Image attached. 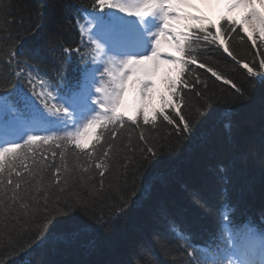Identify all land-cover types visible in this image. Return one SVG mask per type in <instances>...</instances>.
I'll return each instance as SVG.
<instances>
[{
	"label": "trees",
	"instance_id": "trees-1",
	"mask_svg": "<svg viewBox=\"0 0 264 264\" xmlns=\"http://www.w3.org/2000/svg\"><path fill=\"white\" fill-rule=\"evenodd\" d=\"M94 5L95 0H0V29H3L0 31V93L13 91L11 84L15 83V77L12 74L17 70L15 63L7 64L6 53L13 48V41L8 37L26 34L30 38L37 28L43 39L39 45L29 39L26 50L40 47L41 56L27 60L18 58L38 71L49 85L60 83V75L73 81L80 78L83 68H96L97 65L87 55L94 51V46L89 44L85 29L81 35L79 25L85 20L86 12L99 15L117 11ZM215 16L216 12L211 14L213 19ZM220 26L225 32L230 28L227 21H221ZM215 30L209 29L212 33ZM197 34L204 35L193 29L192 35ZM254 39L255 46L239 28L226 36L235 60L223 51L218 41L205 44L203 40H192L191 49L198 58L197 64L188 65L183 79L190 88L182 84L178 96L183 99L174 98V102L180 114L187 115L192 106L202 103V97L195 95L199 91L203 98L212 100V116L197 124L190 138H178L175 125H168L162 115L155 121L150 120L149 124H144L141 116L137 124H132L125 117L124 122L116 127L114 140L109 135L112 125H106L103 131L97 128V133H101L100 139L97 141L92 137L90 140L95 145L94 150L89 147L84 151L69 152L73 146L66 145L59 179L67 176L69 186L81 185L89 178L95 182L97 195L92 209L96 214L92 217L95 226L84 227L89 221L77 215L75 219L57 225L55 230L37 235L35 228L26 232L24 224L31 205L27 210L18 209L14 214L17 217L15 223L6 222L5 216L0 214V264H137L140 260L145 264H197L207 253H196L193 248L215 246H219L220 254L230 260V240L225 247L217 238L224 211L231 217L233 231L243 232L248 226L254 227L264 243V67L260 65L264 59V42L256 35ZM61 45L73 50L79 47L86 54L85 60H80L73 51L70 61L67 57L61 61L58 58ZM47 48H56L57 52L44 56ZM200 62H205L206 68H200ZM245 64L253 69L252 73L244 67ZM207 67H212L222 78L217 80ZM24 71H29V68L25 67ZM197 76L200 83L196 82ZM226 80L234 83L243 95L237 93L232 83H225ZM40 90L38 87L37 91ZM12 99L18 100V96ZM165 112L179 123L175 109L169 108ZM141 134L144 140L140 139ZM106 140L112 141L114 147L107 158L109 169L100 177V170L95 168L100 161L95 160V156ZM59 143V140H54L50 145L32 146L36 149L37 159L43 154L48 160L41 161L43 172L38 173L39 179L31 184L29 191L33 197H39L47 190L51 193L50 206L55 204V197L63 195L53 190L56 181L46 174L47 165L53 162L51 153ZM146 146L164 147L165 152L171 149L172 154L162 155L158 164L136 174L133 194L132 180L126 185L124 181L135 169L126 171L123 160L125 157L133 160L132 149L138 157ZM89 155L93 159L90 160ZM55 162L60 164L59 155ZM22 163L25 168L17 170L27 175L26 168L31 166L32 160ZM52 172L54 175L55 170ZM3 176L7 179V171ZM125 187L128 192L122 191ZM103 195L110 198L103 199ZM129 196L126 218L114 223L113 209ZM23 203H28V200ZM225 204L228 209H225ZM169 217L174 218L183 230L175 239L164 232L165 221ZM57 232H77L78 235L64 239ZM155 232L164 233L167 243L153 244L150 254L138 256L139 245L150 240ZM18 233L26 234L20 239ZM6 238L12 241L7 247L3 243ZM189 241L193 247H189ZM189 252L195 259L189 257Z\"/></svg>",
	"mask_w": 264,
	"mask_h": 264
},
{
	"label": "snow or ice",
	"instance_id": "snow-or-ice-1",
	"mask_svg": "<svg viewBox=\"0 0 264 264\" xmlns=\"http://www.w3.org/2000/svg\"><path fill=\"white\" fill-rule=\"evenodd\" d=\"M257 5L260 9H264V0H130V2L95 0L94 7L118 9V12H101L99 15L88 12L87 16L91 19L87 20V24L79 25L82 36L84 28H88L89 44L94 46V51L87 55H90L91 62L98 66L91 70L87 67L83 68L80 78L73 81L60 75V83L53 85H49L38 71L32 70L31 65L22 63L18 58L25 57L27 60L41 56L40 47L26 50V41L29 39L37 45L43 39L39 28L32 31L30 38L26 34L9 36L8 38L13 41V48L6 53L7 64L11 66L15 63L17 70L12 74L15 77V83L11 84L13 91L0 93V134L7 135L11 132L16 134V138L0 143V214L5 216L6 222L15 223L17 217L14 214L18 209L27 210L31 205L30 212H26L28 219L24 221L26 232H32L35 228L36 234L39 235L40 232L55 230L57 225L75 219L77 215L89 221L84 227L95 226L92 221V217L96 215L92 212L93 201L97 195L94 191L95 182L89 178L81 185L69 186L67 176L63 180L59 179L66 157L63 150L65 146H73L68 149L69 152L84 151L89 147L94 150L95 145L90 141L86 142L85 138L94 137L98 141L101 133H97L96 129L100 128L103 131L106 125H112L109 135L114 140L117 136L116 127L124 122L125 117L132 124H137L138 118L142 116L143 123L149 124L150 120L155 121L162 115L168 125H175L178 138H190L195 133L197 124L212 116V100L203 98V94L199 91L195 95L202 97V103L192 106L187 115L180 114L174 102V98L183 99L182 96H178V89L182 84L183 87L190 88L188 82L183 79L188 65L197 64L198 58L193 55L191 49L192 40L197 42L203 40L205 44H215L218 41L223 51L235 60L236 57L229 50L226 36L235 32L237 28L247 35L253 46L256 45L254 39L256 34L264 42V12L258 10ZM204 9L215 10V19ZM120 13H126V16H121ZM128 17L136 19H128ZM221 21H227L230 25L227 32L221 30ZM210 28H215V33L210 32ZM193 29L204 35H192ZM16 41H19V44H16ZM73 51L80 60H85L86 54L79 47L73 50L62 45L58 58L63 61L67 57L70 61ZM56 52V48H47L43 55L48 56ZM260 65L264 67V59L260 61ZM25 67H28L29 71H24ZM199 67L206 68V63L200 62ZM244 67L252 73L253 69L247 64ZM207 71L217 80L222 78L212 67H207ZM96 73H99V76ZM196 82L200 83L199 76L196 77ZM225 83L232 82L226 80ZM38 87L40 91H37ZM232 87L243 95L234 83ZM13 96H18V100H13ZM154 98L159 99L160 107L153 103ZM169 108L176 110L179 123L166 114L165 110ZM41 132L56 135H41ZM140 139H145L143 134ZM54 140H59L60 143L51 153L53 162L47 165L46 174L56 181L53 190L63 195L55 197V204L50 206L51 193L46 190L41 192L39 197H33L29 189L31 184L39 179L38 173L43 172L41 161L48 160L43 154L37 159L36 149L32 146L50 145ZM113 147V142L106 140L100 145L101 151L96 153L95 160L100 162L95 164V168L100 170L98 172L100 177H103L105 171L109 169L107 158ZM131 151L133 160L125 157L123 166L126 171L135 170L129 172L124 183L126 185L132 180L131 193L134 194L136 174L141 169L155 166L160 162L162 155H171L172 150L165 152L164 147L146 146L140 150L138 157L134 149ZM57 155L60 157L59 165L55 162ZM28 159L32 160V164L26 168L27 175H24L17 169L25 168L22 161ZM89 159L93 157L89 155ZM18 161L20 163H17ZM5 171L8 173L7 179L3 176ZM64 171L67 169L64 168ZM84 171L87 172L88 169ZM116 191L121 190L116 189ZM122 191L128 192L129 189L125 187ZM86 194L87 199H85ZM102 198L110 197L103 195ZM129 199L131 196L124 198L113 209L114 223L126 218ZM25 200H28V203H23ZM224 207L228 209L229 206L225 204ZM231 224L228 212H222L217 238L225 247L228 240L233 242V247H237L238 231H233ZM164 232L175 239L183 230L174 218L169 217L165 221ZM225 232L228 233L227 237ZM25 234L18 233L20 239H23ZM57 235L64 239H72L78 233L57 232ZM247 239L251 242L252 236L249 235ZM3 243L7 247L12 241L6 238ZM156 243H167L164 233H153L150 240L139 245L137 255L147 256ZM188 245L193 247L190 241ZM193 250L196 253H207L201 256L197 264L201 262L202 264H253L249 260H229L220 254L219 246L193 248ZM188 255L195 259L192 252ZM137 264H145V262L140 260ZM261 264H264V261Z\"/></svg>",
	"mask_w": 264,
	"mask_h": 264
},
{
	"label": "rangeland",
	"instance_id": "rangeland-1",
	"mask_svg": "<svg viewBox=\"0 0 264 264\" xmlns=\"http://www.w3.org/2000/svg\"><path fill=\"white\" fill-rule=\"evenodd\" d=\"M120 2H130V0H121ZM202 8H203V6H201ZM257 8H258V10H260V11H262V12H264V9H260L259 8V5H257ZM204 11H206L208 14L212 11V10H208V9H204ZM124 15H126V13H123ZM136 19L135 17H133V18H131V17H128V19ZM88 19H91L90 17H88L87 16V20ZM150 19V18H149ZM87 24V23H86ZM86 29H87V31H88V28L86 27ZM95 29H93V31H94ZM153 30H155V29H153ZM256 36H259L258 34H256ZM164 47H167V45H164ZM153 103L157 106V107H160V101H159V99L158 98H154V100H153ZM41 135H43V134H50V133H43V132H41L40 133ZM16 138V134L15 133H11V132H9L7 135H4V134H0V142L2 143L4 140H13V139H15ZM86 139V142H89L91 139H92V137H86L85 138ZM21 143H22V141H21Z\"/></svg>",
	"mask_w": 264,
	"mask_h": 264
}]
</instances>
